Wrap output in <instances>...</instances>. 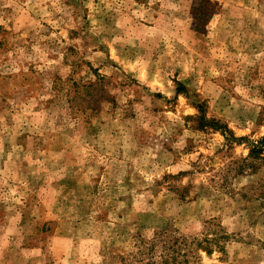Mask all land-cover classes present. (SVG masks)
Here are the masks:
<instances>
[{
    "label": "rangeland",
    "instance_id": "obj_1",
    "mask_svg": "<svg viewBox=\"0 0 264 264\" xmlns=\"http://www.w3.org/2000/svg\"><path fill=\"white\" fill-rule=\"evenodd\" d=\"M263 137L264 0H0V264H264Z\"/></svg>",
    "mask_w": 264,
    "mask_h": 264
},
{
    "label": "trees",
    "instance_id": "obj_2",
    "mask_svg": "<svg viewBox=\"0 0 264 264\" xmlns=\"http://www.w3.org/2000/svg\"><path fill=\"white\" fill-rule=\"evenodd\" d=\"M213 125H211L212 127L214 126V128H222L223 125L219 124L218 121L214 122L212 121ZM225 135L227 136V139H234L233 134L230 132V130L228 128L225 129ZM264 149V137L257 143H251V153H259L261 152V150ZM154 248L153 245H145V248L143 249L142 253L147 254L148 258H145V260H141L139 261L137 264H156V260H153L155 255L151 254L152 253V247ZM205 249H207L205 247ZM207 251H209L207 249ZM164 260H162V263L160 264H181L179 261L176 260V258L170 254H167L166 256L163 257Z\"/></svg>",
    "mask_w": 264,
    "mask_h": 264
}]
</instances>
